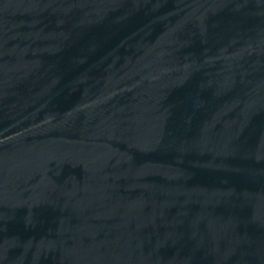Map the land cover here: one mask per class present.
<instances>
[{"label":"water","instance_id":"95a60500","mask_svg":"<svg viewBox=\"0 0 264 264\" xmlns=\"http://www.w3.org/2000/svg\"><path fill=\"white\" fill-rule=\"evenodd\" d=\"M0 264H264V0H0Z\"/></svg>","mask_w":264,"mask_h":264}]
</instances>
